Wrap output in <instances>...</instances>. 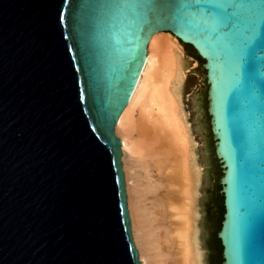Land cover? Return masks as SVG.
<instances>
[{"label": "water", "instance_id": "obj_1", "mask_svg": "<svg viewBox=\"0 0 264 264\" xmlns=\"http://www.w3.org/2000/svg\"><path fill=\"white\" fill-rule=\"evenodd\" d=\"M157 31L199 61L207 264H264V0H0V264H141L114 125Z\"/></svg>", "mask_w": 264, "mask_h": 264}, {"label": "bare ground", "instance_id": "obj_2", "mask_svg": "<svg viewBox=\"0 0 264 264\" xmlns=\"http://www.w3.org/2000/svg\"><path fill=\"white\" fill-rule=\"evenodd\" d=\"M180 41L157 31L114 132L141 264H204L199 239L201 168L182 102Z\"/></svg>", "mask_w": 264, "mask_h": 264}, {"label": "rangeland", "instance_id": "obj_3", "mask_svg": "<svg viewBox=\"0 0 264 264\" xmlns=\"http://www.w3.org/2000/svg\"><path fill=\"white\" fill-rule=\"evenodd\" d=\"M183 53L188 61L186 63V68H185L186 73H185L183 90H182V102L185 110L188 113V123L190 124L191 127L192 136L195 139V144L197 146L198 162L200 164V168L202 172L198 201H197L199 208L198 228H199L200 245L203 252V262L204 264H207L203 201H204L209 157H208L205 134H199L200 124H199L196 95H202V91H196V90L200 78V73L196 68H190V63H199V61L196 54L187 53L185 50H183Z\"/></svg>", "mask_w": 264, "mask_h": 264}, {"label": "trees", "instance_id": "obj_4", "mask_svg": "<svg viewBox=\"0 0 264 264\" xmlns=\"http://www.w3.org/2000/svg\"><path fill=\"white\" fill-rule=\"evenodd\" d=\"M220 206H221V208H222V204H220ZM214 237H215V240H216V245L220 246V244H219V239H218L216 236H214Z\"/></svg>", "mask_w": 264, "mask_h": 264}]
</instances>
